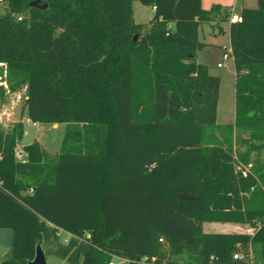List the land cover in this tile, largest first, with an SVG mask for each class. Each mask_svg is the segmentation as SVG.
<instances>
[{"label":"trees","instance_id":"trees-1","mask_svg":"<svg viewBox=\"0 0 264 264\" xmlns=\"http://www.w3.org/2000/svg\"><path fill=\"white\" fill-rule=\"evenodd\" d=\"M35 1L0 0V103L27 86L21 114L66 131L58 154L34 142L19 162L24 124L0 125V229L12 230L1 264H29L38 245L67 264H264V0L230 23L227 140L208 135L221 82L196 58L202 25L228 21L230 8L40 0L43 11ZM134 1L154 10L148 28L135 22ZM206 223L252 232L206 233ZM250 249L253 262L233 258Z\"/></svg>","mask_w":264,"mask_h":264},{"label":"rangeland","instance_id":"rangeland-1","mask_svg":"<svg viewBox=\"0 0 264 264\" xmlns=\"http://www.w3.org/2000/svg\"><path fill=\"white\" fill-rule=\"evenodd\" d=\"M215 5H220L223 9L230 8L229 20L236 21L242 9H257L259 7L258 0H202V6L205 11H210ZM5 13V5H0V14ZM133 16L137 24L148 28L150 22L154 18V10L150 6H144L138 1L133 2ZM220 18L212 22L204 23L199 31V40L205 46L197 54V63L208 67L209 73L220 79V95L217 105V119L214 131H209L208 135L221 134L223 140H227L231 135L234 139L235 124V67L232 56L225 58V53L230 50L228 21H219ZM221 68H218V65ZM0 86L7 89L6 82L0 81ZM21 90V89H20ZM18 90V91H20ZM17 91V92H18ZM16 93V92H15ZM8 94L5 101L6 106L10 107L11 97L15 94ZM23 103L16 104L14 115L11 120L15 123L21 121L24 124L25 135L19 143L20 147L28 146L34 142H38L48 153L55 155L60 152L63 137L66 131L65 124L57 126L53 124H33L30 122L27 111L24 110ZM3 122H6L4 120ZM0 120V125L4 126ZM13 123L7 124V126ZM221 127L222 130L220 129ZM245 150V147H241ZM206 233L220 234H250L251 229L247 226H237L232 224L206 223L204 225ZM66 236H62L61 240ZM0 245L7 249L4 256L0 255V261L11 255L12 249V230L0 229ZM47 252L49 248L44 247ZM47 264H67L66 262L54 258L47 257ZM114 264H124L115 261Z\"/></svg>","mask_w":264,"mask_h":264},{"label":"built area","instance_id":"built-area-1","mask_svg":"<svg viewBox=\"0 0 264 264\" xmlns=\"http://www.w3.org/2000/svg\"><path fill=\"white\" fill-rule=\"evenodd\" d=\"M21 20V19H19ZM227 52L225 53V58H229L230 56H232V51H231V48L230 50L228 51L227 49H225ZM222 66L219 64L218 65V68H221ZM28 98V88L27 86L23 87L20 91L16 92L12 97H11V101H10V107L8 108L6 106V104H1L0 103V120L3 122L4 120H6V122H3L4 124V128L6 130H8V128L10 126H7V124L9 123H14L11 118L12 116L14 115V111H15V107H16V104L18 103H23L27 100ZM31 122V121H30ZM1 124V123H0ZM34 124V123H33ZM36 125V124H35ZM26 153L24 151V148L23 147H20L19 145L17 146L16 150H15V158L17 161L19 162H24L26 160ZM2 158V155L0 153V159ZM242 168V172H243V175L246 176L248 173H249V170L247 168H244V167H241ZM252 232V231H251ZM59 237H62V236H66L64 239H62V241L64 243H67L68 239L71 237L70 234H67L65 232H63L62 230L59 231ZM162 241V240H161ZM233 258L235 260H243L244 258H248L249 260H251L253 262V253H252V250L250 249L249 250V254L247 256H245L244 254L242 253H235L233 255ZM115 261L112 262V264H114ZM117 262H123L125 264V261L121 260V261H117ZM143 262L146 263L148 262V258H144L143 259ZM151 263L154 264L155 263V259H152L151 260Z\"/></svg>","mask_w":264,"mask_h":264},{"label":"water","instance_id":"water-1","mask_svg":"<svg viewBox=\"0 0 264 264\" xmlns=\"http://www.w3.org/2000/svg\"><path fill=\"white\" fill-rule=\"evenodd\" d=\"M30 7L36 8L38 10H43V11L48 9V5L40 0L32 2L30 4ZM136 39L137 38H135V40ZM189 200H194V198L190 196H186V195L180 196V201H189ZM6 252H7V249L0 245V255L4 256ZM29 264H47V256L40 245L37 246L35 257L33 261H31Z\"/></svg>","mask_w":264,"mask_h":264},{"label":"crops","instance_id":"crops-1","mask_svg":"<svg viewBox=\"0 0 264 264\" xmlns=\"http://www.w3.org/2000/svg\"><path fill=\"white\" fill-rule=\"evenodd\" d=\"M230 12H231V11H230ZM238 18H239V17H238ZM228 22H229V24H230L232 21H231V20H229ZM235 75H236V74H235ZM55 126H57V125H55ZM2 261H3V260H2ZM2 261H0V264H1V262H2Z\"/></svg>","mask_w":264,"mask_h":264}]
</instances>
